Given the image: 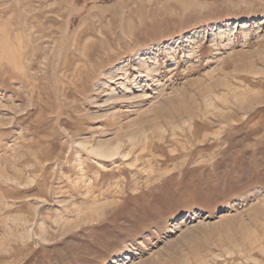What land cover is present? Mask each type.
Listing matches in <instances>:
<instances>
[{
	"label": "rangeland",
	"instance_id": "obj_1",
	"mask_svg": "<svg viewBox=\"0 0 264 264\" xmlns=\"http://www.w3.org/2000/svg\"><path fill=\"white\" fill-rule=\"evenodd\" d=\"M0 264H264V0H0Z\"/></svg>",
	"mask_w": 264,
	"mask_h": 264
},
{
	"label": "bare ground",
	"instance_id": "obj_2",
	"mask_svg": "<svg viewBox=\"0 0 264 264\" xmlns=\"http://www.w3.org/2000/svg\"><path fill=\"white\" fill-rule=\"evenodd\" d=\"M94 151H96L98 155L109 157V156H114L118 152V148L117 147H114V148L99 147V148L94 149Z\"/></svg>",
	"mask_w": 264,
	"mask_h": 264
}]
</instances>
